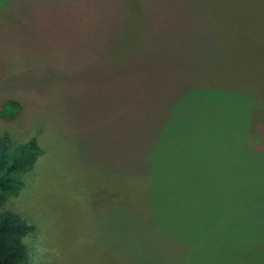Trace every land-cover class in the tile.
<instances>
[{"label": "rangeland", "instance_id": "rangeland-1", "mask_svg": "<svg viewBox=\"0 0 264 264\" xmlns=\"http://www.w3.org/2000/svg\"><path fill=\"white\" fill-rule=\"evenodd\" d=\"M70 1L0 0V136L12 143L34 137L42 150L22 174L19 194L2 209L33 227L23 239L26 264H174L178 257L169 250L179 238L182 199L161 197L165 180L181 171V156L192 154V148L215 158V149L227 143L188 136L214 131L213 121L226 112L229 123L245 128L243 139L251 150L264 153V140L251 139L248 130L264 126V106L259 107L264 104V0H207L210 9L188 0H151L166 2L152 15L164 23V36L172 21L186 45L175 52L164 48L143 73L117 70L99 54L104 35L113 38L111 21L104 26L96 19L93 35L86 34L83 16L98 15L101 0H92L90 11L71 10ZM117 5L112 1L109 7ZM138 8L141 16L146 13ZM211 9L218 26L215 58L202 37ZM76 24L79 30L71 29ZM92 41L102 47L89 49ZM208 86L240 95L228 106L223 96L215 101ZM8 101L19 104L10 122L4 121L13 111ZM194 172V184L209 175ZM218 187L223 192L229 185ZM253 190L260 191L256 184ZM116 201L130 211L118 216ZM195 201L204 207L202 198ZM210 212L207 246L220 227L225 234L228 218L212 207ZM246 218L244 210L233 216L234 231L247 224ZM225 240L211 261L194 264H256L244 250L232 254L237 240Z\"/></svg>", "mask_w": 264, "mask_h": 264}, {"label": "trees", "instance_id": "trees-1", "mask_svg": "<svg viewBox=\"0 0 264 264\" xmlns=\"http://www.w3.org/2000/svg\"><path fill=\"white\" fill-rule=\"evenodd\" d=\"M112 1L118 4L114 9L109 7ZM188 2L195 6L205 5L209 9L211 7V2L207 0H188ZM100 4L98 10L102 11H99L98 15L95 12L90 18H84L83 16V24L86 28V34L92 36V22L98 19L102 25L107 26L111 21L113 30V38L109 40L111 42L108 43L109 41L105 39L104 35V45L108 46L104 49L105 46L102 47L101 43H95L96 49L94 51H97L101 45L102 48L99 50V54L103 53L105 61L114 65L117 70L122 68H132L127 69L128 71L133 69L150 70L152 59L164 48L168 52H175L180 51L186 45V41L181 40L177 31H174L175 25L172 21L165 24L167 27L166 32L170 33L165 37L162 33L164 23L157 16L152 17V15H155L156 10L166 5L165 1L160 4H152L151 0H101ZM71 5V10H74V7H84L90 11L94 3L92 0H73ZM138 5L146 9V13L142 16ZM105 10L109 11V15L102 16ZM71 14L73 22L76 23V18H79V16L74 11ZM207 15L209 17L208 19L206 17L207 21L203 26L202 33L204 35L202 37H205L203 42L209 44V49H211L215 58L218 50V26L212 9ZM88 28L92 31H89ZM71 29L79 30V27L76 24L71 26ZM105 29H102V31ZM124 34L127 35L126 39H122ZM88 43L89 49L95 47L92 44L93 41ZM127 43L129 47L125 45L126 48L121 50L120 44ZM102 49L105 51H102ZM121 51L125 52L121 53ZM137 72L143 73V70ZM208 87L206 89L215 101H219L223 96L224 102H227L228 106L233 105V101L240 95L235 89L224 91ZM247 99H249V96H247ZM250 99L252 102V98ZM244 102V100H240V103ZM7 104L12 107L13 111L10 117H7L4 121L10 122L14 120L16 112L19 111V104L14 101H8ZM262 106L264 104L259 107ZM227 117L226 112H224L223 118H216L211 127L214 131L236 132L228 134L227 132L209 130L196 136H188L190 140H204L212 137L226 139L225 146L215 149V151H219L216 157L203 153V149L201 152H196L197 148H192V154H182L181 156V171L178 172L174 169L176 170L175 175L169 173V178L165 180L168 183L162 188V198L176 196L182 199V203L178 208V212L183 216L177 232L179 238H177L173 248L169 250L178 257V259H175L174 264H194V262L199 263V261L207 263L213 259L215 252H222V243L226 238L230 242L237 240L231 247L233 255L240 254L244 250L247 253L246 256L253 258L256 264H264V153L257 148L252 151L248 146V142L245 143L243 139L241 129L245 128L235 121H231L232 119L230 120L232 123H229ZM248 130L251 133V139L264 140V126L255 125L248 128ZM193 143L192 141V145ZM244 150L246 154H244ZM41 155L42 150L37 145L34 137L21 143H12L8 136H0V264H26L28 261L29 252L23 239L33 231V227L27 224L19 214L2 208L8 198L19 194L23 186L22 174L27 173ZM220 158H222V162H220ZM184 164L187 167L186 171L183 168ZM195 170H207L209 175H204L203 178L200 177L199 183L194 184ZM202 172L206 173L205 171ZM182 173L184 174L181 177ZM220 182L229 185V187L223 189V192L218 187ZM210 184H212V187ZM251 184L253 186L257 185L260 189L259 193L253 190V186H249ZM144 194L147 197L151 196L148 193ZM201 198L204 200V207L195 201ZM213 199L215 200V206L212 205ZM117 201L115 207L118 216H122L124 211H130ZM227 201L228 203H225L224 206L219 205V203ZM211 207L212 210L221 211L228 218L223 224L225 234L222 235L220 227L218 234L213 232V237L207 246L205 243L207 221L208 223L213 221L210 212ZM240 210L246 211L247 218L245 221L247 224L244 226L242 224L240 230L234 231L235 228L232 226L234 224L233 216L238 214ZM228 222L229 230L227 231L226 225ZM201 224H204V226ZM169 248L166 245L164 249ZM183 257L186 260H182ZM180 258L181 260H179Z\"/></svg>", "mask_w": 264, "mask_h": 264}]
</instances>
